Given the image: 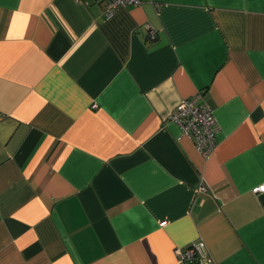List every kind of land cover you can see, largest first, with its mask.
Listing matches in <instances>:
<instances>
[{
  "label": "crops",
  "instance_id": "1",
  "mask_svg": "<svg viewBox=\"0 0 264 264\" xmlns=\"http://www.w3.org/2000/svg\"><path fill=\"white\" fill-rule=\"evenodd\" d=\"M104 4L0 0V264H264V0Z\"/></svg>",
  "mask_w": 264,
  "mask_h": 264
},
{
  "label": "built area",
  "instance_id": "2",
  "mask_svg": "<svg viewBox=\"0 0 264 264\" xmlns=\"http://www.w3.org/2000/svg\"><path fill=\"white\" fill-rule=\"evenodd\" d=\"M81 1V0H75ZM104 13L106 16L113 14L119 6H135L143 0H104ZM146 33L149 40L157 38L158 30L151 24H146ZM198 96L181 100L170 112L168 118L180 126L182 133L190 137L198 152L207 157L217 144V123L213 109L208 105L200 104ZM200 191H206L204 185L199 186ZM254 193L264 192V182L252 188ZM178 261L182 264H212V259L207 255L203 242L193 241L185 247L175 248Z\"/></svg>",
  "mask_w": 264,
  "mask_h": 264
}]
</instances>
